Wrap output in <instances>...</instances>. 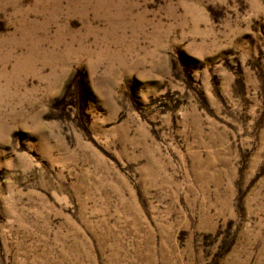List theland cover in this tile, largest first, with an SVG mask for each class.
I'll use <instances>...</instances> for the list:
<instances>
[{
  "label": "rangeland",
  "instance_id": "1",
  "mask_svg": "<svg viewBox=\"0 0 264 264\" xmlns=\"http://www.w3.org/2000/svg\"><path fill=\"white\" fill-rule=\"evenodd\" d=\"M0 264H264V0H0Z\"/></svg>",
  "mask_w": 264,
  "mask_h": 264
}]
</instances>
